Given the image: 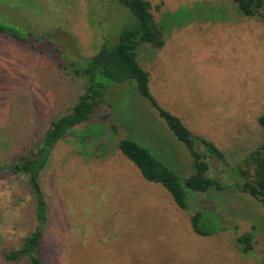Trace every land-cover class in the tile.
Segmentation results:
<instances>
[{"label": "rangeland", "instance_id": "1", "mask_svg": "<svg viewBox=\"0 0 264 264\" xmlns=\"http://www.w3.org/2000/svg\"><path fill=\"white\" fill-rule=\"evenodd\" d=\"M148 1L166 35L162 49L141 43L137 51L151 93L224 153L225 162L207 160L210 176L225 188L191 192L192 208L184 211L161 184L146 181L117 143L136 142L181 179L195 172L193 157L137 82L102 78L108 87L94 123L105 122L108 135L84 147L77 141L89 125L77 127L55 145L40 176L48 217L43 258L47 264H264V206L232 186L244 182L232 169L264 140V22L236 13L216 23L208 20L216 15L195 16L196 3L232 0ZM0 21L27 39L25 45L0 35V166H19L76 104L83 78L73 71L117 45L136 21L118 0H0ZM206 207L215 220L209 232L215 231L200 236L191 218ZM36 208L26 174L10 169L0 176V264H28L8 255L33 233ZM251 232L255 248L245 256L237 238Z\"/></svg>", "mask_w": 264, "mask_h": 264}, {"label": "trees", "instance_id": "2", "mask_svg": "<svg viewBox=\"0 0 264 264\" xmlns=\"http://www.w3.org/2000/svg\"><path fill=\"white\" fill-rule=\"evenodd\" d=\"M118 1L130 10L136 21L135 25L122 32L117 45L101 49L90 60L88 67L73 71L77 77L83 78V91L71 108V112L51 123L33 157L30 159L24 157L23 164L19 166L12 164L7 167L0 166V176L10 169H13L14 173L26 174L37 201L35 229L24 240L21 248L8 255L11 260H26L28 264H47L40 251L48 225L47 205L40 187V176L55 145L68 135L75 133L77 127L89 125L77 141L84 147L108 135L105 122L94 123V117L103 103L108 87L102 78L117 83L137 82L140 94L153 104L176 137L188 147L193 157L195 172L181 179L136 142L125 139L117 143L118 150L139 168L146 181L161 184L172 195L176 205L184 211L192 208L191 192L199 194L207 193L212 188L218 191L225 188L220 180L210 176L212 167L207 160L211 158L225 162L224 153L213 142L193 134L179 117L160 107L151 93L150 73L141 66L137 51L141 43L150 44L156 49H162L166 44L164 29L156 20L151 2L148 0ZM193 7L198 9L195 16L205 15V13L216 15L217 17L208 19L212 23L221 22V18L231 16V13L264 22V0H232L229 6L225 3L220 5L203 1L196 3ZM0 35H7L20 43L27 44V39L17 29L1 21ZM259 123L264 131V114L259 118ZM111 129L113 131L115 127ZM232 171L244 178L242 184L237 183L232 186L249 194L264 206V140L245 158L242 165H236ZM206 210L209 208L197 210L191 218L193 229L200 236H208L215 231L213 229L209 232L215 227V220L206 213ZM255 241L253 232L237 238L238 247L243 255L253 252Z\"/></svg>", "mask_w": 264, "mask_h": 264}]
</instances>
